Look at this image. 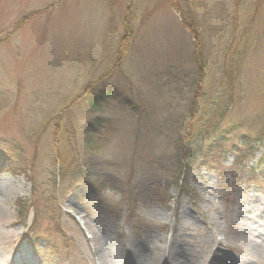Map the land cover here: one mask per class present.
Listing matches in <instances>:
<instances>
[{"label": "rangeland", "instance_id": "374dc122", "mask_svg": "<svg viewBox=\"0 0 264 264\" xmlns=\"http://www.w3.org/2000/svg\"><path fill=\"white\" fill-rule=\"evenodd\" d=\"M189 15L204 33L198 40L202 73L193 67L198 47L185 23ZM226 65L237 84L224 125L243 119L259 101L264 107V0H0V145L19 147L34 166L16 173L9 160H0V264H162L169 254L180 264H264V178L252 173L264 142L251 147L232 135L220 167L195 163L189 192L161 177L157 184L169 186L172 198L146 193L132 217L120 188L133 144L122 98L176 121L195 96L202 106L208 84L228 86ZM96 82L115 85L122 97L94 110L116 132L88 165L94 174L111 173L105 162L123 159L120 184L107 182L96 197L90 184L78 181L66 190L59 177V197L47 207L44 195L54 191L47 182L58 170L55 151L66 147L76 160L86 155L81 131L94 112L80 100ZM252 121L248 128L259 132L263 125ZM140 140L138 149L149 154L150 136ZM134 186L147 192L146 182ZM22 198L39 204L29 237L17 217Z\"/></svg>", "mask_w": 264, "mask_h": 264}, {"label": "trees", "instance_id": "16d2710c", "mask_svg": "<svg viewBox=\"0 0 264 264\" xmlns=\"http://www.w3.org/2000/svg\"><path fill=\"white\" fill-rule=\"evenodd\" d=\"M54 5L55 4H51L53 7ZM190 9L189 7L188 11H191ZM40 11L46 12L47 8ZM36 14H40V12H36ZM33 15L34 14H32V16ZM185 20L186 26L191 31L195 41V47L196 45L198 47L194 60L195 65H193V67L198 73H202L204 68L201 60V44L198 40L200 41L202 38L203 29L201 28L200 22L197 23L195 16L192 17V15H189ZM127 21H129V13L127 14ZM18 27L19 25L17 29ZM126 29H128V31L131 30L130 26H127ZM231 68L232 67L226 65L222 70L226 78V83L228 81V86L225 85L216 90L218 87L214 86V82L208 84L209 96L206 97L202 106L197 102L198 99L197 96H195L191 104H189L187 111L182 114V116H178L176 121H168L164 117H157L154 113L151 114V111L143 108L142 105L134 101L132 102L131 99H128V96L122 98L120 103L126 107L133 120V127L130 130L133 132L132 154L128 160H125L127 162L130 161V170L126 172L128 178L125 180H121L120 176L122 170L121 164L124 163L123 159L119 160L117 164L105 162L107 164H104V166L107 170L110 171V169L113 168L111 173L102 171V174L100 173L98 175L97 172L94 174L95 169L88 165V162L94 161L93 158L95 155L100 154L107 148L108 141L112 139L109 135H114L113 132H116V128H114L113 124L105 121L102 114L95 115L96 111L94 110H104L108 101H114L122 97V93L119 92L115 85L106 84L100 86L101 84L97 82L91 85L89 84L86 87L85 96L81 97L80 100L82 102L84 101L83 106L88 107L94 112V115L86 121L81 131L85 139V147H87L85 151L86 155L84 154V157L77 155L76 160L75 156H70V154L67 153L68 149L66 147L63 148L64 153L62 154L57 150L55 151V158L59 161L58 170L52 177L53 182L50 181V179L47 182L49 186L53 185L54 191L52 194H49L50 196L44 195V200H48L46 206L51 207L54 202L53 200H57L59 197L61 187L58 188L55 183L59 177L66 181V190L68 186L77 188L74 185L78 181L85 187L90 184L88 193L96 197H100L104 189L103 187L107 182L112 185H117V183L120 184L118 180H121L122 183L127 185H122L120 188L122 187L124 198L129 203V215L132 217L135 215L136 203L139 197L143 195L146 196V193L150 196L157 197L162 195L163 199L166 201L172 198L167 189L169 186L161 187L157 184V181H159L161 177L168 179L170 182L180 184L182 192H189L187 176L195 163L207 168L220 167L221 155L228 150L227 145L232 135H240L243 139V143L250 146L259 142H264V107H261L260 101L259 106L257 105L254 109L252 108L253 110L251 112L244 114L243 119L240 121L232 120L230 123L225 125L222 124L225 111H227L231 103L233 105V89L237 84L233 79V72H235V70ZM215 80L217 81V79ZM198 84L199 87H204L205 85L203 79H201ZM98 86H100V90L96 92ZM197 88L198 86H196V89ZM214 92H217L215 97L213 96ZM197 93L198 90L196 91V94ZM242 98H239L238 103L245 108L247 107V103L244 102ZM258 108L259 110L257 111L256 109ZM255 119L260 121L263 126L260 128L259 132L252 127V133V130H250L247 125H250L254 122L252 120ZM57 133L58 132H55V138L59 137ZM101 134L103 136H101ZM143 134H148L150 136L149 144L147 143L150 145L149 154H145L144 147L140 150L138 149ZM60 137L63 139L65 136L60 135ZM5 143L0 145V160L2 158L9 160L8 162L11 170L16 173L27 174L28 170L33 169L34 166L32 162L27 159V156L25 157L23 155L24 152L22 149L17 146L9 147V145ZM71 152H73V150H71ZM81 157H83V159ZM258 171L259 172L254 174V178H258L261 172L264 175V156L260 160ZM30 177L34 181L35 193H37L38 181L35 179V175H31ZM142 182H146L148 188L146 189L147 192L139 191L136 186H134L135 183L138 184ZM17 208L19 223L27 227L24 236L29 237L34 233V227L37 225L39 204L33 198L29 200L22 198L17 201ZM31 213H33L32 221L28 224Z\"/></svg>", "mask_w": 264, "mask_h": 264}, {"label": "bare ground", "instance_id": "6f19581e", "mask_svg": "<svg viewBox=\"0 0 264 264\" xmlns=\"http://www.w3.org/2000/svg\"><path fill=\"white\" fill-rule=\"evenodd\" d=\"M169 255L171 256L172 254H169ZM170 256L167 259H165L162 262V264H180L182 262V260L180 262V257H178L177 254H173V258L172 259L170 258ZM211 264H213V263H211Z\"/></svg>", "mask_w": 264, "mask_h": 264}]
</instances>
